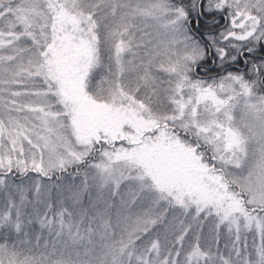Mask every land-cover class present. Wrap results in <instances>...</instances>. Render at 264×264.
<instances>
[{"label": "snow or ice", "instance_id": "6c2138e0", "mask_svg": "<svg viewBox=\"0 0 264 264\" xmlns=\"http://www.w3.org/2000/svg\"><path fill=\"white\" fill-rule=\"evenodd\" d=\"M258 45L264 0H0V264H264Z\"/></svg>", "mask_w": 264, "mask_h": 264}, {"label": "flooded vegetation", "instance_id": "af4514ba", "mask_svg": "<svg viewBox=\"0 0 264 264\" xmlns=\"http://www.w3.org/2000/svg\"><path fill=\"white\" fill-rule=\"evenodd\" d=\"M227 24H228V21L226 19H223V22L222 23H219V22L216 23L213 26L212 30L209 33H207V35L213 34L215 31H218V32L223 31L225 29V27L227 26ZM192 27L194 28V30H196V34L198 36L201 37V35H202V39H204V37H207V36H204L206 34H200V32H197L200 29L199 23L197 24L194 21ZM262 58H264V46L258 45L257 46V52L255 54V59H256V61H259ZM202 64H203V68L197 69V73L201 78L209 79V78L216 77L218 74H220L218 61L216 60V58L214 56L203 61ZM225 67H228V66L225 65ZM236 69H239L242 72L245 71L246 66L244 65L242 60H238L236 62V64L232 68H230L229 70H236Z\"/></svg>", "mask_w": 264, "mask_h": 264}, {"label": "rangeland", "instance_id": "374dc122", "mask_svg": "<svg viewBox=\"0 0 264 264\" xmlns=\"http://www.w3.org/2000/svg\"><path fill=\"white\" fill-rule=\"evenodd\" d=\"M149 30H151V29H149ZM215 78V77H214ZM236 115H237V119H239L240 118V114H239V112H237L236 113ZM69 170H72V171H74L75 172V169H69ZM74 172H71V173H74ZM80 172L82 173L83 172V170H82V166H81V169H80ZM68 178L66 177L65 178V180H67ZM64 180V181H65ZM75 180H76V182L75 183H71V184H69V185H67V186H64L61 190H60V193L59 194H57V192L54 194V200L57 198V196L59 195V197L60 198H63L65 201H66V203H67V205H68V202H70V200H69V197L71 196V191H69V189L71 188L72 190H75V189H77L79 186H80V183H81V179L79 178V175H77V177L75 178ZM62 181V180H61ZM61 181H60V183H61ZM89 185H90V187H89V189H88V191L87 192H85V193H83L82 194V196H81V202H83V197L85 196L84 194H90V192H91V194L92 195H94L95 197H94V201L93 202H95L96 201V196H97V189L94 187V186H92V181H91V179H89ZM88 198H89V196H87V200H88ZM92 199H93V197H92ZM92 202V203H93ZM70 204H71V202H70ZM81 207H83L84 209H86L87 210V208H88V206H87V203L86 204H82L81 203ZM36 232H37V234H41V230H40V228H39V224H38V227H37V229L35 230ZM44 231H46V230H44ZM44 231H43V233H44ZM42 233V234H43ZM41 234V235H42ZM222 235H224V236H226L227 238H228V236H227V233L223 230V229H221V236ZM47 236H48V234H47ZM249 236H250V234H249ZM49 237V236H48Z\"/></svg>", "mask_w": 264, "mask_h": 264}, {"label": "bare ground", "instance_id": "6f19581e", "mask_svg": "<svg viewBox=\"0 0 264 264\" xmlns=\"http://www.w3.org/2000/svg\"><path fill=\"white\" fill-rule=\"evenodd\" d=\"M218 22L222 23L223 22V18H221L219 15H216L215 16V20H213L212 16L206 14L205 16H203L202 18L199 19L198 23H199V28L200 29L197 32H200V34H206L204 36H208L207 33H209L212 30L213 26L216 23H218ZM218 34H219L218 31H215L213 33V35H218ZM76 177H77V175H75V176L72 175L69 181H66V182L61 184L62 188L64 186H67V185L71 184L72 182L75 183L76 182V180H75ZM53 192H56V190L53 189Z\"/></svg>", "mask_w": 264, "mask_h": 264}, {"label": "trees", "instance_id": "16d2710c", "mask_svg": "<svg viewBox=\"0 0 264 264\" xmlns=\"http://www.w3.org/2000/svg\"><path fill=\"white\" fill-rule=\"evenodd\" d=\"M82 170L84 172L83 166H82ZM71 172H74V171L69 170V173H71ZM83 172L79 175V178L81 180H82ZM63 176H65V177H63L62 180H64L67 177L68 178V181H69L72 175H69L68 173H65V174H63ZM59 183H60V181H59ZM60 184H62V183H60ZM91 192H90V194H87V193L84 194L85 195L83 197L84 200H83V202H81L82 204H86L87 203V206H88L87 210L90 209V206H91L92 202L94 201V197H95L94 195L91 194ZM55 193L56 192H53V199H54V194ZM87 196H89L88 200H87ZM92 197H93V199H92ZM65 203H66V201H65ZM66 205H67V203H66ZM68 205H70V202H68ZM37 227H38V224L37 223H33L31 225V231H32V234L33 235H36L37 234V232L35 231L37 229ZM47 234H48L47 231H44V233L41 235L42 241L52 239V238L48 237Z\"/></svg>", "mask_w": 264, "mask_h": 264}]
</instances>
